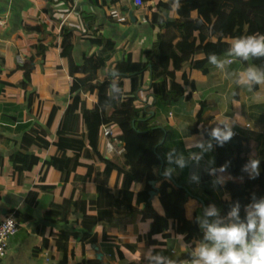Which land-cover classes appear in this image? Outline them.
<instances>
[{
	"label": "crops",
	"instance_id": "0c3cea01",
	"mask_svg": "<svg viewBox=\"0 0 264 264\" xmlns=\"http://www.w3.org/2000/svg\"><path fill=\"white\" fill-rule=\"evenodd\" d=\"M156 1H144L138 6L134 0H0V222L6 215L15 213L20 224L18 233L9 238L0 264H95L96 260L100 264H145L146 251L142 248L148 234L157 241L151 249L180 260L195 246V242L184 240L185 234H174L171 224L165 231L172 233L171 236L155 233L153 220H142L143 205L138 208L109 205L112 213L100 217L98 184L105 164L95 157L88 144L81 112L67 110L72 102L73 76L67 58L62 55V31L73 32L76 64H82L85 57L101 49L90 41L92 37L102 36L115 42L113 56L99 71L104 79L109 66L128 54L142 61L159 50L169 51L158 41V28L149 22V16L157 10ZM177 6L175 0L172 16H176ZM32 57L30 80L25 81L22 65ZM244 67L237 61L229 71ZM183 71L189 77L185 89L192 91V99L182 98L157 116L159 124L178 133V137L170 136L164 155L173 148L178 153L184 150L185 157L190 151H200L189 145L195 139H207L191 130L199 101L212 99L213 108L218 110L217 119L225 122L229 118L236 135L257 140V153L250 157L264 159V85H256L250 92L236 86L234 78L226 77L212 65L208 74L191 68L189 63H185ZM183 71L178 73L179 81ZM124 81L123 88L127 91L130 79ZM149 82L150 77L138 92V102L149 101ZM86 99L88 107L93 108L97 94L86 95ZM54 107H58V112L53 124L47 127L49 146L28 143L25 135L33 127L46 126ZM111 127L116 135L120 132L116 126ZM31 136L34 141L39 140L36 134ZM108 141L120 145L116 139H108L101 133L100 152L106 159H121L120 155L108 153ZM20 152L40 157L23 182L14 160ZM210 161L209 151L198 164L189 163L187 176L192 183L200 185L202 172L214 169ZM172 168L174 174L183 172L176 165ZM193 174L198 180L191 179ZM117 178L114 171L107 182L115 196L119 194ZM221 181L216 191L228 199L231 194L220 187L224 183ZM143 186L136 183L133 188L138 191ZM201 205L190 200L186 204L188 218L201 215ZM153 206L164 214L157 194Z\"/></svg>",
	"mask_w": 264,
	"mask_h": 264
},
{
	"label": "trees",
	"instance_id": "16d2710c",
	"mask_svg": "<svg viewBox=\"0 0 264 264\" xmlns=\"http://www.w3.org/2000/svg\"><path fill=\"white\" fill-rule=\"evenodd\" d=\"M174 2L175 0L156 1L157 10L149 16L151 26L158 28L159 43L165 44L169 51L159 50L142 61L135 60L132 54H128L126 58L109 66L108 76L104 79L100 78L99 71L113 56L116 50L114 41L102 36L92 37L90 41L100 45L101 49L85 57L82 64H76L73 60L72 31H62L61 46L62 55L67 58L69 71L73 76L70 87L72 102L67 110L70 113L81 112L88 144L95 157L105 164L98 184L100 217L112 213L108 209L109 205L123 204L131 208L143 205L142 220L152 219L155 233L171 236L172 233L165 232L171 224L173 233L185 234L184 240L190 243L200 239L202 232L195 222L196 217L188 218L186 204L190 200L199 201L202 204L201 214L205 206L215 204L223 216L238 201L241 205L240 215L243 217L244 206L251 202L253 195L257 198L264 197V159L260 160L259 175L256 178H250L242 172V167L250 156L257 153L259 143L248 136L234 135L223 146L213 142L210 152L214 169H217L214 177L209 172H202L201 184L196 185L187 176V166L181 174H172L174 180L167 179L162 174L164 169L175 164H167L164 151L168 149L170 136L178 137V133L167 125L159 124L157 116L162 109L182 98L192 99V91L187 92L185 89V85L190 82L187 73L183 71L185 63L208 74L211 70L207 59L209 54L223 56L235 37L264 34V0H178L176 16H172ZM242 63L244 66L251 63L264 67V58ZM33 66V57L22 65L25 81L30 80ZM180 71H183L182 81L178 80ZM78 73L84 76H77ZM112 73L117 75L113 77ZM148 77L149 101L138 102V92L147 83ZM115 78H118L116 82L121 91L113 98L109 86ZM125 78L130 79V89L127 91L123 88ZM191 85L194 88V81H191ZM94 93L97 94V101L93 108H89L86 95ZM214 106L212 99L199 101V109L191 130L193 134L201 133L209 139L207 131L223 122L217 119L218 110ZM57 112L58 107H54L46 126L33 127L30 134L25 135L26 141L48 147L50 141L46 139L47 127L53 124ZM103 125H112L119 129L116 137L124 147L121 159H106L100 152L99 139ZM31 134H36L39 140L34 141ZM180 153L184 154V150ZM14 160L15 169L23 182L27 172L38 165L40 157L20 152ZM226 164L224 172L218 171ZM114 171L118 174L117 196L107 187L109 177ZM218 179L224 180L220 187L230 192V198H223L216 191V186L220 183L214 181ZM152 181L156 182L155 187ZM136 183H143V188L136 191L133 188ZM154 188L163 206V215L153 206L150 191ZM145 237L142 250L147 252L157 241L151 234ZM188 258L189 252L182 255V260ZM100 263L99 260L95 261V264Z\"/></svg>",
	"mask_w": 264,
	"mask_h": 264
},
{
	"label": "clouds",
	"instance_id": "9594fccd",
	"mask_svg": "<svg viewBox=\"0 0 264 264\" xmlns=\"http://www.w3.org/2000/svg\"><path fill=\"white\" fill-rule=\"evenodd\" d=\"M259 58H264V34L259 33L235 37L223 56L212 53L207 57L215 69L230 79L234 78L233 83L236 86L246 88L250 92L256 85H264V67L248 63L236 72L229 71V68L237 61L250 62ZM112 75L115 77L117 74ZM109 89L113 98L121 91L115 79ZM234 135L233 123L228 118L207 131L209 139L201 137L193 140L189 147L200 149L198 153L190 151L185 157L173 148L165 154V160L168 165L175 164L180 169L193 161L198 164L204 153L212 150L213 142L223 146ZM259 165V159L250 157L243 165L242 172L254 179L259 175ZM226 168L227 164L222 165L218 171L224 172ZM174 171V168L166 167L162 174L170 179ZM216 171L217 169L209 168L210 175H214ZM191 179L198 180V177L193 174ZM221 182L220 179L214 181ZM243 210L244 216L241 217V205L237 201L230 206L226 215L222 216L215 204H208L195 219L202 237L195 242L194 247H190L188 259L180 260L162 255L150 248L145 253V264H264V197L257 198L253 195L251 202L245 205Z\"/></svg>",
	"mask_w": 264,
	"mask_h": 264
},
{
	"label": "built area",
	"instance_id": "2783aa9c",
	"mask_svg": "<svg viewBox=\"0 0 264 264\" xmlns=\"http://www.w3.org/2000/svg\"><path fill=\"white\" fill-rule=\"evenodd\" d=\"M136 5H143V0H134ZM249 128V125H247ZM102 133L106 138H115L117 142L120 143L119 146H116L111 141H108V153L113 155H122L124 153V147L119 139H117V135L112 129L111 125H103ZM236 135V132H234ZM19 221L15 215V213H10L6 215V217L0 222V259L5 257L8 247V240L11 236L15 235L19 231Z\"/></svg>",
	"mask_w": 264,
	"mask_h": 264
},
{
	"label": "water",
	"instance_id": "95a60500",
	"mask_svg": "<svg viewBox=\"0 0 264 264\" xmlns=\"http://www.w3.org/2000/svg\"><path fill=\"white\" fill-rule=\"evenodd\" d=\"M162 163H163V162H162ZM171 179L174 180V177L171 176ZM151 183H152L153 187H155L156 182H155V181H152ZM150 194H151V197H154V196H155V194H156V190H155V188H154L153 190L150 191ZM103 264H110V263H103Z\"/></svg>",
	"mask_w": 264,
	"mask_h": 264
},
{
	"label": "rangeland",
	"instance_id": "374dc122",
	"mask_svg": "<svg viewBox=\"0 0 264 264\" xmlns=\"http://www.w3.org/2000/svg\"><path fill=\"white\" fill-rule=\"evenodd\" d=\"M253 118V117H252Z\"/></svg>",
	"mask_w": 264,
	"mask_h": 264
}]
</instances>
